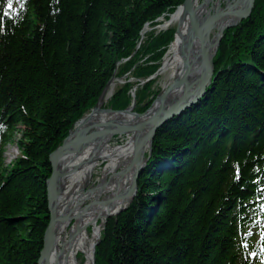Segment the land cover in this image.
Wrapping results in <instances>:
<instances>
[{"label":"trees","instance_id":"obj_1","mask_svg":"<svg viewBox=\"0 0 264 264\" xmlns=\"http://www.w3.org/2000/svg\"><path fill=\"white\" fill-rule=\"evenodd\" d=\"M185 0H0V264H37L49 223V156L121 78L106 105L136 112L173 31L142 35ZM5 11L8 12L4 15ZM203 100L155 134L129 206L105 221L95 264H264V0L221 39ZM127 75L126 77H124ZM123 77V78H122ZM16 141L18 156L3 162ZM263 248V249H262Z\"/></svg>","mask_w":264,"mask_h":264},{"label":"bare ground","instance_id":"obj_2","mask_svg":"<svg viewBox=\"0 0 264 264\" xmlns=\"http://www.w3.org/2000/svg\"><path fill=\"white\" fill-rule=\"evenodd\" d=\"M202 1V0H201ZM200 0H192L193 7L199 8L197 26L202 33L206 32L207 25L213 21L216 28L227 25L230 15L233 14L237 0H211L208 5L201 8ZM248 2V0H247ZM220 3V5H219ZM225 3V7L221 4ZM178 23V31L162 61L161 72L170 71L173 77L182 69L183 55L191 49L189 37V20L181 8L177 9L164 27ZM211 25V24H210ZM205 29V30H204ZM147 29L142 31V35ZM231 31V30H230ZM228 33V32H227ZM226 33V34H227ZM225 34V35H226ZM216 41L212 40L202 55L199 56L194 72L196 85L200 77H204L205 64L211 62ZM171 80V78H169ZM117 82L114 80L104 90L96 108L95 118L84 135L74 144L91 145L83 152L70 147L66 155L59 162V181L53 195L55 208L54 248L49 257L48 264H79L78 255H82L83 264H92L97 242L106 218L114 216L126 208L130 202L129 186L137 165L143 164L144 154L148 143L141 147V158L133 161L135 138L132 135H121L126 140L122 145H115L116 139L111 136L112 126H102L105 119L114 115L102 111L104 103L111 97ZM172 93H176V90ZM165 100H159L150 107L148 117H152ZM107 107L106 109H108ZM136 108V107H135ZM117 121L134 124L139 117L133 109L117 115ZM159 130V129H158ZM139 137V136H138ZM101 167V176L98 183L87 189L93 173ZM88 228L91 233L88 234ZM58 257V258H57ZM81 260V259H79Z\"/></svg>","mask_w":264,"mask_h":264},{"label":"water","instance_id":"obj_3","mask_svg":"<svg viewBox=\"0 0 264 264\" xmlns=\"http://www.w3.org/2000/svg\"><path fill=\"white\" fill-rule=\"evenodd\" d=\"M211 0H202L200 4L201 8L208 5V2ZM255 0H237L235 9L232 15H230V21H228L227 25H222L219 28L215 27L213 21L209 22L207 25L205 22L202 26L207 27L206 32L202 33L197 26V15L199 8L193 7L192 0H185L184 3L179 6L177 9L181 8L183 12L186 14L189 20V37L190 44L192 45L191 49L184 53L182 69L173 77H170L168 82L160 89L155 97H151L150 100L146 103V109L143 113L137 114L139 119L134 123H123L119 120L117 121V115H121L127 112L129 109L135 108V100H132V104L124 110H112V109H104L110 115H114L113 118L105 119V123L102 126H112L113 131L111 132V136L113 138H118L121 135H132L135 138V146H134V155L133 161L136 163L137 160L141 158V147L143 143H148L147 149V157H144L143 164L137 165L136 170L133 174V177L130 182L129 192L130 199L132 200L137 193V180L139 178L140 173L145 169L147 165V161L150 158L152 152V142L154 140L155 134L163 125L167 122H170L172 119L179 117L188 109H191L193 106H196L202 98L206 95L207 89L210 87L213 76V60L216 59L218 55V46L221 38L230 30L237 27L243 20L248 18L254 8ZM220 5V3H219ZM211 24V25H210ZM178 31V27L176 28V32ZM175 36V35H174ZM215 40V48L211 62H207L205 64L204 77L199 78V82H197L194 72V67L200 55H202L203 51L209 45V43ZM161 73V69L150 77L148 80L154 79ZM112 78L107 86L113 81ZM147 80V81H148ZM106 86V88H107ZM105 88V89H106ZM104 89V90H105ZM135 89V87H134ZM177 92L172 93L173 91ZM104 92V91H103ZM102 92V94H103ZM102 94L98 98V102L94 106V108L81 118L78 122L74 124V126L68 131L67 135L54 147L49 156V161L51 165V176L47 180V201H48V213H49V223L47 229L45 231L44 239H43V249L40 253V258L37 264H48L49 257L54 248V226H55V208L53 207V195L55 193V189L57 186V182L59 181L58 167L60 159L66 155V150L70 147H73L74 150L78 152H83L89 146H95L99 143H92L91 145H78L74 144L75 141H79L84 132L87 131L89 126L93 123L96 108L98 106L99 100L102 97ZM132 97L134 98V94L132 92ZM159 100H165L162 108H160L152 117H146L148 115V111L154 103ZM139 136V137H138ZM130 200V201H131ZM125 209V208H124ZM122 209V210H124ZM99 239V238H98ZM98 242V241H97ZM97 242L95 245H97ZM58 258V257H57ZM95 264V258L93 256V262Z\"/></svg>","mask_w":264,"mask_h":264},{"label":"rangeland","instance_id":"obj_4","mask_svg":"<svg viewBox=\"0 0 264 264\" xmlns=\"http://www.w3.org/2000/svg\"><path fill=\"white\" fill-rule=\"evenodd\" d=\"M221 7H225V3H222ZM158 23L159 24L156 25L155 27H152V28H149V29L146 28L147 29L146 33L150 32L151 30H154L156 33L162 32V31H166V30H168V31L170 30V31H173V37H174L175 32H176V28L178 27V23H174L173 25H170V26H167V27H164V25H163L164 21L163 20H159ZM126 76L127 75H125L124 77H126ZM169 78H170V71H164L163 73L161 72L159 74V76H157L156 83L153 86V89L160 91V89L168 82ZM120 79L115 81V82H117V85H122L123 79H121V80ZM113 93H112V95H113ZM112 95H111V97H112ZM111 97L108 99L107 102L104 103L103 110L107 108L106 105L110 101ZM131 99H132V97H131ZM135 109L133 110V113H137L138 115L141 114V113L136 112ZM120 137L114 138V139H116L114 141V144L117 145V146L118 145H122L123 142L126 140L125 137L119 139ZM18 138H19V134H17L16 137H14V141L10 145H7V146L4 147V150H3V157H4L3 158V162H4V164L6 166L9 165L11 162H13L14 159L17 157L18 153H19V150L17 149V146H16V141H17ZM100 176H101V167L97 168L96 171L93 173V176L91 178V181H90L87 189H89V188L93 187L94 185H96L98 183V181H99L98 179L100 178ZM129 204L126 206V208L129 206ZM124 210H121V211L117 212L114 216H110V217L106 218V220L109 219V218L116 217L119 213H121ZM90 233H91V230H90V228H88V234H90ZM79 259H81V260H79ZM78 261H79V264H83V257L80 254L78 255Z\"/></svg>","mask_w":264,"mask_h":264},{"label":"snow or ice","instance_id":"obj_5","mask_svg":"<svg viewBox=\"0 0 264 264\" xmlns=\"http://www.w3.org/2000/svg\"><path fill=\"white\" fill-rule=\"evenodd\" d=\"M5 2H6V8L8 10L12 9V7H13V0H5ZM7 14H8V12L5 11L4 15H7Z\"/></svg>","mask_w":264,"mask_h":264}]
</instances>
